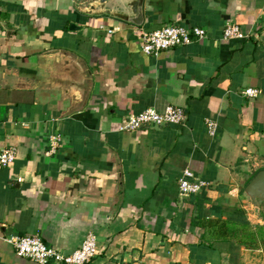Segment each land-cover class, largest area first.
<instances>
[{
	"label": "crops",
	"instance_id": "0c3cea01",
	"mask_svg": "<svg viewBox=\"0 0 264 264\" xmlns=\"http://www.w3.org/2000/svg\"><path fill=\"white\" fill-rule=\"evenodd\" d=\"M133 1L0 0V152L16 150L0 234L63 253L94 234L90 264H247L262 248L241 194L264 170V0H143L140 26L105 13L132 16ZM228 23L244 37L223 40ZM165 25L206 37L144 55L135 29ZM168 106L182 125L118 132ZM184 170L207 186L180 199ZM0 264L35 263L0 242Z\"/></svg>",
	"mask_w": 264,
	"mask_h": 264
},
{
	"label": "built area",
	"instance_id": "2783aa9c",
	"mask_svg": "<svg viewBox=\"0 0 264 264\" xmlns=\"http://www.w3.org/2000/svg\"><path fill=\"white\" fill-rule=\"evenodd\" d=\"M111 33V32H109ZM133 36L136 39L141 52L146 56H158L160 53L176 47H184L193 42L202 43L206 37L203 28H184L174 25H165L159 30L146 32L135 29ZM244 36L234 24H226L222 32L223 40L241 39ZM243 95L255 98L258 92L246 89ZM184 111L176 106H168L163 112L153 109L145 110L137 115L123 117L118 132H141L149 128H159L169 125H182L185 121ZM217 123L213 120H205V128L208 136L216 137ZM56 140L53 142V148ZM16 157L14 147H8L0 152V169L10 166ZM20 182V180H17ZM207 184L197 178L189 170H184L177 181L178 195L180 199L198 195ZM0 242L7 243L19 258L28 259L35 264H90L98 254L97 237L88 234L80 248L63 253L59 250L45 245L38 236H9L0 234Z\"/></svg>",
	"mask_w": 264,
	"mask_h": 264
},
{
	"label": "water",
	"instance_id": "95a60500",
	"mask_svg": "<svg viewBox=\"0 0 264 264\" xmlns=\"http://www.w3.org/2000/svg\"><path fill=\"white\" fill-rule=\"evenodd\" d=\"M109 0H99L98 5L101 9L104 8L105 3ZM97 5L90 6L89 10L86 11L87 14H93L95 7ZM131 14L127 15L125 13H116L106 11L107 15L115 17L120 21L131 23L135 26H140L143 23V0H134L130 6ZM71 31H75L78 28L76 26H70ZM242 198L249 204L252 208L253 213L256 216H261L264 214V170L259 171L251 181L245 186L241 194Z\"/></svg>",
	"mask_w": 264,
	"mask_h": 264
},
{
	"label": "rangeland",
	"instance_id": "374dc122",
	"mask_svg": "<svg viewBox=\"0 0 264 264\" xmlns=\"http://www.w3.org/2000/svg\"><path fill=\"white\" fill-rule=\"evenodd\" d=\"M248 213L250 215H252L255 218H258V216H256L254 213H253V210L252 208L250 207L249 208V205H248ZM260 217V216H259ZM259 220L263 223L261 225V228L264 229V214L261 215V218H259ZM257 246V244H256ZM264 245H262V248L260 251H257V250H253L251 252V255H249V257L245 258V262H247V264H264ZM258 247V246H257ZM259 249V248H258Z\"/></svg>",
	"mask_w": 264,
	"mask_h": 264
},
{
	"label": "trees",
	"instance_id": "16d2710c",
	"mask_svg": "<svg viewBox=\"0 0 264 264\" xmlns=\"http://www.w3.org/2000/svg\"><path fill=\"white\" fill-rule=\"evenodd\" d=\"M257 173H258V172H257ZM257 173H256V174H257ZM256 174H255V175H256ZM255 175H254V176H255ZM254 176H253V177H254ZM246 185H247V184H246ZM255 235H256V238L259 239L258 241L261 243L260 245H261V247H262V245H264V229H262L261 227H258V231L256 232ZM263 247H264V246H263Z\"/></svg>",
	"mask_w": 264,
	"mask_h": 264
}]
</instances>
